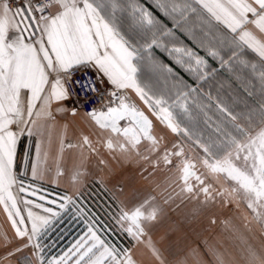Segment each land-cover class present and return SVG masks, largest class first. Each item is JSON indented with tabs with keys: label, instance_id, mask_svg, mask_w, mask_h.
I'll list each match as a JSON object with an SVG mask.
<instances>
[{
	"label": "snow or ice",
	"instance_id": "snow-or-ice-1",
	"mask_svg": "<svg viewBox=\"0 0 264 264\" xmlns=\"http://www.w3.org/2000/svg\"><path fill=\"white\" fill-rule=\"evenodd\" d=\"M0 3V205L22 241L15 251L32 249L38 254L36 264H133L127 249L102 238L96 227L97 215L78 206V196L66 192L52 195L25 186L13 171L17 132L11 126L32 136L37 120L55 118L52 104L67 98L70 83L86 94L99 92V85L106 86L105 110L93 108L87 115L101 129L123 136L122 152L140 155L142 141L148 142L145 151L157 154L155 170L161 164L171 166L173 156L184 157L185 144L197 148L206 175L219 174L231 181L236 186L232 193H239L264 224V127L250 135L252 110L246 114L238 102L241 94L253 98L258 87L256 103L264 125V0H154L155 9L168 18V24L161 23L145 0H21L15 10L7 0ZM178 35L184 43L175 40ZM168 37L174 38V44L164 50L187 80L172 65L156 60L154 50ZM156 72L164 74L163 89L151 86L147 79ZM221 72L229 75L221 79ZM129 92L151 116L131 101ZM153 117L176 136L163 152L162 134L154 135ZM81 146L92 150L88 137ZM107 148L113 149L111 141ZM36 152L39 155V142ZM180 167L181 192L189 198L202 193L207 200L211 187L193 171L195 165L184 162ZM152 174L148 172V176ZM37 175L33 166V178ZM192 177L200 185L195 191L189 184ZM14 187L26 197L22 202L30 227L24 226ZM215 195L224 196L225 192ZM155 199L150 196L130 212L113 213V223L125 235L140 239L146 228L165 215ZM173 199L169 194L164 204ZM73 207L77 219L83 217L86 231L61 255L46 258L42 237L53 219ZM146 208L150 209L147 213ZM125 223L131 226L125 227ZM252 256L255 260V254ZM217 259L224 264L222 258Z\"/></svg>",
	"mask_w": 264,
	"mask_h": 264
},
{
	"label": "crops",
	"instance_id": "crops-1",
	"mask_svg": "<svg viewBox=\"0 0 264 264\" xmlns=\"http://www.w3.org/2000/svg\"><path fill=\"white\" fill-rule=\"evenodd\" d=\"M145 3L152 8L162 24L169 23L168 18L155 9L154 0H145ZM0 8H2V3H0ZM11 9L15 10L16 8ZM125 27H127V23ZM249 28L257 36H260L258 30H255L253 26L250 25ZM175 40H179L180 43L185 42L179 35L175 37ZM160 43L162 47L154 50L156 60L164 65H172L187 80V75L173 64L172 58L164 50V46L169 48L173 46L174 38H162ZM248 55L253 56L251 52ZM254 62L258 63V58L254 57ZM227 75L229 74L221 72L219 78L224 79ZM147 79L151 80V86L165 88L164 74L156 72ZM101 86L103 89L106 87ZM233 90H235V86ZM128 95L131 101L151 116L147 107L139 101L134 93L129 92ZM258 99L259 88L257 87L253 98L246 99L241 94L238 100L246 114L249 108L252 110L250 135H255L261 127H264L260 123V113L256 103ZM245 104L248 107H245ZM107 105L108 103L97 110L105 109ZM52 110L55 118L37 120L32 136L28 135L27 130L20 132L15 125L11 126V130L17 132L13 171L18 179L24 181L25 186L40 188L47 192H49L47 187H53L60 190L61 194L66 192L75 196L98 178L104 182L107 181L108 186L121 197L127 206L126 211H131L141 201L153 196L155 192L153 178H156L153 164L157 160V154H149L145 151L148 142L142 141L139 146L140 155L134 151L122 152L119 145L124 143L123 136L112 133L109 129L98 127L70 94L58 103L53 102ZM73 111L75 115H72ZM153 122L154 135L160 137L162 134L160 152H163L165 148H170V144L172 145L176 140V136L161 128L154 117ZM84 137H88L91 141L92 150L81 146ZM109 141L113 144L112 150L107 148ZM37 142L40 143L39 155L36 152ZM69 144H72L73 147L69 148ZM145 156L148 158L145 159ZM185 157L188 159L184 160ZM189 157L191 158L189 159ZM178 159L195 165L193 171L205 178V185L211 187L209 198L206 200L202 193H198V198H189V194L184 193L187 195L186 198L179 201L172 200L169 204H164L165 197L155 199V205L163 207L165 215L157 223L146 228V234L143 237L133 238L134 244L127 249L126 253L130 254L133 264H219L218 256L223 259L224 264H260V261L264 260V224L249 213L245 204L233 203L231 187H218L210 184L206 169L204 168L202 173V169L198 168V164L203 159L202 154L197 158L195 154L194 156H191V153L190 155L184 154V157ZM102 160L107 163L102 164ZM33 166H36L38 170L36 178L32 176ZM144 169H147V172H143L142 175ZM148 172L153 174L148 176ZM181 176L182 172L180 178ZM209 176L211 175H208V178ZM190 179L192 180L189 184L194 187L195 191L200 185L194 181V177ZM119 187L123 188L122 192ZM218 190L225 192L221 198L227 197V201L220 200L221 198L215 195ZM13 194L17 197L21 214L25 216L24 226L30 227L26 216L27 209L22 202L26 197L18 193L15 187ZM32 210L43 214L41 209L33 208ZM144 211L147 213L150 209L146 208ZM63 221L62 215L53 219L42 237L41 243L46 238H49V241L57 242L62 236L56 231ZM213 221L215 222L213 223ZM85 231L86 228L82 226L80 233L66 238V242H68L66 248L59 252L54 251V255L49 259L61 255ZM101 236L104 238L103 235ZM21 244L22 241L16 236L3 205H0V264H36L38 254H34L32 249L25 248L23 251H15ZM45 254L46 252H44ZM252 254H255V260Z\"/></svg>",
	"mask_w": 264,
	"mask_h": 264
},
{
	"label": "rangeland",
	"instance_id": "rangeland-1",
	"mask_svg": "<svg viewBox=\"0 0 264 264\" xmlns=\"http://www.w3.org/2000/svg\"><path fill=\"white\" fill-rule=\"evenodd\" d=\"M175 136V135H174ZM171 146V144H170ZM185 148V154L190 155L191 156L195 154L196 158L202 154L199 152L198 149H196L195 147H189L187 144H185L184 146ZM191 157H189L190 159ZM174 160H172V165L168 166V165H164L161 164L160 167L156 168L153 172H154V176H156V178H153V189H155L153 196L157 199L159 197H166L167 194H171L174 196L175 201H179V200H183L184 198H186V194H184L183 192H181V188L183 185V181L180 178V173L182 172L180 165L182 163H184L183 161H179V159L177 157L173 158ZM188 157H185L184 160H187ZM196 163V162H195ZM199 163V162H198ZM201 163V164H200ZM198 164V168L202 169V173L204 172V166L202 164V162H200ZM197 164V163H196ZM207 171V170H206ZM205 179V178H204ZM207 179L211 181L210 184L212 185H216L218 187H224V186H228L233 188L236 187L231 181H228L224 176L221 175H211L208 178L207 175ZM97 180H99L103 187L102 189H100V184H97ZM192 179H189V182H191ZM195 181V180H194ZM196 182V181H195ZM196 184V183H195ZM102 190L103 197L104 199L100 196L101 200H96L94 198V196H96L97 192L96 190ZM219 191V190H218ZM89 192H92V194H90ZM232 192V191H231ZM89 193V194H88ZM179 194V195H177ZM233 194V203L234 202H238V203H243L246 205V201L243 200L241 198V195L239 193H231ZM93 195V196H92ZM79 197L78 200V206H82L83 208L88 209V207H91L92 205H95L97 207H101L100 209V213L101 210H103L104 212V216H105V220L106 222V232L102 230V228H100V226L96 225L97 229L99 230V233L101 235H103L104 239L107 240L109 243H114V241H112V237L108 234L107 231V227L109 229L116 231H119L121 233H124L123 231H120V229H118L116 227V225L113 223L112 221V214H119L121 211H126L127 206L124 204V201L121 199L120 196H118V194L116 192H114V190L108 186V182L107 181H103L101 179H94L91 183H89L82 192H80L79 194L75 195L74 197ZM85 197H89L91 198V201L89 202V206H86L85 203ZM218 198H221V196L218 195ZM220 200H228L227 197L225 198H221ZM80 201H82V204L80 203ZM91 205V206H90ZM71 207V206H69ZM90 209V208H89ZM91 211V210H89ZM130 212V210H127ZM92 212V211H91ZM73 213H76V208L73 207L71 209V212H64L62 213V219L64 221H67V224L65 227L58 229L56 232H58V234H60V237L58 239V241L56 242L55 240H50L49 238H46L41 244L43 245V251L46 252V254L44 255L46 258H49L50 256L54 255V251L59 252L60 250H64L66 248V246L68 245V242H66V236H72L71 234V230L73 228H76V230L73 232L74 234H78L81 232V227L77 228L78 223L83 220V217H81L79 220L77 219V216L79 215L78 213H76V215H73ZM249 213L253 214V212L249 209ZM94 215V214H93ZM101 215V214H99ZM254 215V214H253ZM111 222V223H110ZM69 224H72V228H67L69 226ZM84 224V223H83ZM107 224H111V226L107 225ZM114 224V227H112ZM129 223H125V227H128ZM112 227V228H111ZM83 228H85V225H83ZM71 236L69 238H71ZM68 239V238H67ZM118 245V244H116ZM51 251V253H50Z\"/></svg>",
	"mask_w": 264,
	"mask_h": 264
},
{
	"label": "trees",
	"instance_id": "trees-1",
	"mask_svg": "<svg viewBox=\"0 0 264 264\" xmlns=\"http://www.w3.org/2000/svg\"><path fill=\"white\" fill-rule=\"evenodd\" d=\"M97 184H100V189H102V188H104L103 187V185H102V183L99 181V180H97ZM47 190H49V194H52L53 195V193H56V192H61L60 190H57V189H55V188H53V187H47L46 188ZM96 192H97V194H96V196H94V198L98 201V200H101V198H100V196L104 199V197H103V194H105V193H102V190H96ZM90 194H92V192H89ZM88 193V194H89ZM100 195V196H99ZM93 196V195H92ZM91 201V198H89V197H85V203H86V206H89V202ZM80 203L82 204V201H80ZM91 206V205H90ZM90 208V209H89ZM100 209H101V207H97V206H95V205H92L91 207H88V210H91L92 211V213L94 214V215H97V219L99 220V223L97 224L98 226H100V228H102V230L103 231H105L106 232V229H105V227H106V220H105V216H104V212H103V210H101V213H100ZM99 214H101V215H99ZM111 223V222H110ZM66 224H67V221H63V223L62 224H60V227L58 228V229H60V228H63V227H65L66 226ZM72 224H69V226L67 227V228H72V226H71ZM84 224L80 221L79 223H78V225H77V228H80V227H82ZM107 225H109V226H111V224H107ZM112 227H114V224H113V226ZM111 227V228H112ZM76 230V228H73L72 230H71V234L73 235V232ZM107 231H108V234L112 237V241H114V243L115 244H118L119 246H120V248L121 249H129L133 244H134V239L132 238V237H129V236H127V235H125V233H121V232H119V231H114V230H112V229H109L108 227H107ZM71 236V235H70ZM70 236H68L67 237V235H66V238H69ZM66 241V240H65Z\"/></svg>",
	"mask_w": 264,
	"mask_h": 264
},
{
	"label": "built area",
	"instance_id": "built-area-1",
	"mask_svg": "<svg viewBox=\"0 0 264 264\" xmlns=\"http://www.w3.org/2000/svg\"><path fill=\"white\" fill-rule=\"evenodd\" d=\"M9 7L17 8L21 0H7ZM41 3H48L50 0H40ZM35 6H40V4H36ZM80 74H77V78H79ZM69 94L79 103L80 108L88 113L90 110L95 108L96 110L100 108L102 105L108 103V97L104 94V89L101 85L99 92L87 93L79 88V85H73L70 83L68 86Z\"/></svg>",
	"mask_w": 264,
	"mask_h": 264
},
{
	"label": "water",
	"instance_id": "water-1",
	"mask_svg": "<svg viewBox=\"0 0 264 264\" xmlns=\"http://www.w3.org/2000/svg\"><path fill=\"white\" fill-rule=\"evenodd\" d=\"M102 110H105V109H102ZM97 111H101V110H97ZM144 111V110H143ZM145 112V111H144ZM146 113V112H145ZM123 124V122H121ZM110 130V129H109Z\"/></svg>",
	"mask_w": 264,
	"mask_h": 264
}]
</instances>
